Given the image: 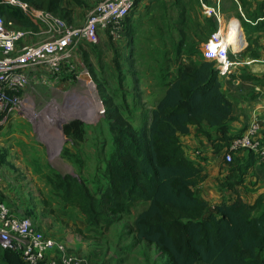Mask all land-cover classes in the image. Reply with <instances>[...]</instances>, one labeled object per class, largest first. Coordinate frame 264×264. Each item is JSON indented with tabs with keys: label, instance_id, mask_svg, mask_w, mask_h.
Returning a JSON list of instances; mask_svg holds the SVG:
<instances>
[{
	"label": "trees",
	"instance_id": "obj_1",
	"mask_svg": "<svg viewBox=\"0 0 264 264\" xmlns=\"http://www.w3.org/2000/svg\"><path fill=\"white\" fill-rule=\"evenodd\" d=\"M18 1L50 11L68 22L62 0ZM142 1L135 0L133 10L125 17L123 38L130 16ZM198 1L202 13L201 3L206 2ZM0 12L6 23L10 22L9 27L26 31L40 28L17 3L0 0ZM202 15L207 21L204 29L208 33L203 37L206 41L216 30L217 21L213 16ZM181 45L182 42L174 48L176 56ZM228 56L231 57L230 51ZM100 96L113 133L102 181L97 182L93 191L79 176L49 174L46 179L64 207H75L89 227L105 232L113 223L128 218L133 207L141 205L127 224V231L136 243L153 245L164 264H264L262 197L253 204L240 197L229 202L222 200L211 208L194 191L202 179V168L186 156L180 141V135L192 125L204 131V123L213 128V142L222 141L225 151L233 136L228 135L232 102L222 91L215 61L205 59L202 53L197 59L190 57L185 61L177 57L175 74L149 110L148 122L144 121L148 112L142 116V122L135 124L129 109L123 110L122 104H115L102 89ZM62 132L74 143L85 139L80 119L65 122ZM0 162L4 163L3 158ZM0 264L25 261L20 253L0 247Z\"/></svg>",
	"mask_w": 264,
	"mask_h": 264
},
{
	"label": "rangeland",
	"instance_id": "obj_2",
	"mask_svg": "<svg viewBox=\"0 0 264 264\" xmlns=\"http://www.w3.org/2000/svg\"><path fill=\"white\" fill-rule=\"evenodd\" d=\"M97 1L62 0L63 13L70 24L78 26ZM128 23L119 44L108 39L78 41L60 79L28 86L20 109L0 122V158L4 160L0 163L12 171L20 169L34 183L35 204L26 215L58 226L61 236L56 239L88 264H164V258L153 245L133 240L126 228L131 216L105 232L88 225L81 229L80 212L65 209L46 177L53 172L70 173L83 178L94 191L102 181L113 138L100 89L115 104L121 103L123 110L129 109L135 124L142 122L174 76L177 57L185 61L201 56L208 33L198 0H143ZM26 38L36 42L45 33L37 26ZM181 42L176 56L174 48ZM75 118L83 122L85 132L84 141L78 143L62 132V125ZM77 238L91 248L84 253H92L97 260L71 247Z\"/></svg>",
	"mask_w": 264,
	"mask_h": 264
},
{
	"label": "built area",
	"instance_id": "obj_3",
	"mask_svg": "<svg viewBox=\"0 0 264 264\" xmlns=\"http://www.w3.org/2000/svg\"><path fill=\"white\" fill-rule=\"evenodd\" d=\"M10 2H13L12 0ZM135 0H98L88 11L84 24L74 26L52 12L22 4L23 10L40 24L45 38L36 42L21 40L32 34L9 27L0 12V122L5 121L23 105V92L31 84L60 79L65 65L73 57V48L80 40L97 43L100 33L113 42L123 39V21L133 10ZM205 16L221 21L219 6L201 3ZM226 31L216 28L201 45L207 60L215 61L218 76H227L233 62L228 56L233 44ZM264 116L252 115L246 127L234 134L225 151V160L233 153L246 150L264 163ZM0 247L20 253L25 264H88L63 242L41 231L32 217L16 214L0 199Z\"/></svg>",
	"mask_w": 264,
	"mask_h": 264
},
{
	"label": "crops",
	"instance_id": "obj_4",
	"mask_svg": "<svg viewBox=\"0 0 264 264\" xmlns=\"http://www.w3.org/2000/svg\"><path fill=\"white\" fill-rule=\"evenodd\" d=\"M12 1L20 6L22 4L34 6L18 0ZM202 1L208 6H219L221 21L217 22L216 28L226 31L227 28L229 30L232 26H238L239 30L241 29L237 46L232 45L229 50L230 59L233 62L231 70L227 76H218L222 91L232 102V115L228 120V135L232 136L246 127L252 115L264 116V0ZM84 22L85 19L82 24ZM103 39L107 37L101 32L99 41ZM24 42L32 41L23 38L21 43ZM74 54L73 51V56ZM160 96L156 98L150 109ZM149 110L144 119L146 122L150 119ZM202 129L204 131L192 125L188 132L180 135L186 156L202 168V179L194 186L195 193L206 199L211 208L222 200L229 202L237 197L250 204L262 197L261 205L264 206V163L246 150L235 151L232 161L227 162L225 148L222 147L223 142L214 143L212 140L216 137L213 128L204 123ZM262 135L264 137V129ZM232 167L234 168L231 170ZM18 170L12 171L5 164H0V199L6 201L16 214L24 215L31 211L35 204L32 194V189L35 187L34 183L29 180L31 176L21 170L22 173H20ZM44 186H48L47 182H44ZM140 208L141 205L133 207L128 217L131 216L132 220ZM65 209L68 211L75 209L78 212L72 206H67ZM79 216L82 218L79 227L84 229L87 224L83 216L81 214ZM32 218L36 226L44 233L54 238L61 236L58 226H51L41 218V220ZM117 222L113 223L109 229ZM66 241H68L67 238ZM71 247L83 257L94 258L92 253H84L90 251L91 248L82 238H77ZM96 258L94 259L97 260Z\"/></svg>",
	"mask_w": 264,
	"mask_h": 264
},
{
	"label": "bare ground",
	"instance_id": "obj_5",
	"mask_svg": "<svg viewBox=\"0 0 264 264\" xmlns=\"http://www.w3.org/2000/svg\"><path fill=\"white\" fill-rule=\"evenodd\" d=\"M241 30V29H240ZM240 30L238 26H232L226 33V39L229 44H233V46H237L239 40Z\"/></svg>",
	"mask_w": 264,
	"mask_h": 264
}]
</instances>
